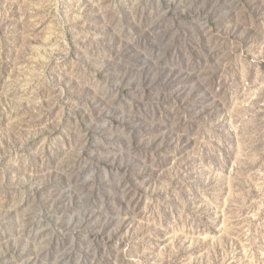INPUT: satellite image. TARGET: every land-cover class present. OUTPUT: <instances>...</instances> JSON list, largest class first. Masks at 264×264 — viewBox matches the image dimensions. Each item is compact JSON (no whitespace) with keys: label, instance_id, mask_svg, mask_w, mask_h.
I'll return each mask as SVG.
<instances>
[{"label":"rangeland","instance_id":"1","mask_svg":"<svg viewBox=\"0 0 264 264\" xmlns=\"http://www.w3.org/2000/svg\"><path fill=\"white\" fill-rule=\"evenodd\" d=\"M0 264H264V0H0Z\"/></svg>","mask_w":264,"mask_h":264}]
</instances>
